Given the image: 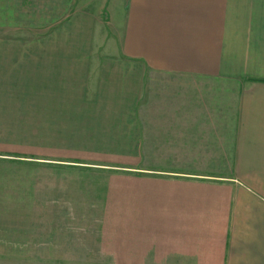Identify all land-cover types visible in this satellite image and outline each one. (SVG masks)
Instances as JSON below:
<instances>
[{"label":"crops","instance_id":"crops-1","mask_svg":"<svg viewBox=\"0 0 264 264\" xmlns=\"http://www.w3.org/2000/svg\"><path fill=\"white\" fill-rule=\"evenodd\" d=\"M31 127L47 200L134 224L120 263L264 264V0H0L9 201Z\"/></svg>","mask_w":264,"mask_h":264},{"label":"rangeland","instance_id":"rangeland-1","mask_svg":"<svg viewBox=\"0 0 264 264\" xmlns=\"http://www.w3.org/2000/svg\"><path fill=\"white\" fill-rule=\"evenodd\" d=\"M35 138L36 128L31 127V162L21 175L29 178L28 191L23 188L12 201L0 192V264H124L119 260L127 256H119L115 244L123 236L135 235L134 224L99 222L105 217L85 215L88 209L113 208L55 206L54 191L47 200L44 184L69 181L70 176L36 163ZM106 242L114 245L102 248Z\"/></svg>","mask_w":264,"mask_h":264}]
</instances>
